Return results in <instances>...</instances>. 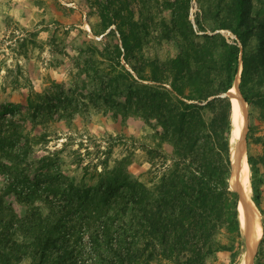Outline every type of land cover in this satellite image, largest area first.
Listing matches in <instances>:
<instances>
[{
  "label": "trees",
  "instance_id": "obj_1",
  "mask_svg": "<svg viewBox=\"0 0 264 264\" xmlns=\"http://www.w3.org/2000/svg\"><path fill=\"white\" fill-rule=\"evenodd\" d=\"M220 1L225 15L219 28H230L241 47L219 33L198 37L190 24L175 19L170 34L178 45L177 55L167 61L141 57V67L132 69L139 74L135 78L121 64V53L128 61L125 50L130 45L119 31L124 52L117 42L79 50L88 58L77 69L90 75L91 86L79 73L69 88L56 87L43 98L37 95L26 102L30 118L40 123L67 122L74 108L80 111L88 104L154 119L161 127L158 146L169 143L172 160L153 187L128 175L120 162L105 169L94 185L75 182L62 171L57 154L34 155L29 135L23 133L21 104L0 105L2 262L17 264L30 256L34 264H149L159 258L168 259L163 264H204L213 248V235L223 224L242 236L238 193L229 187L232 104L226 92L239 64V90L247 104L251 103L248 83H262L264 18L256 22L247 17L248 0ZM175 4L180 17L181 6ZM102 8L106 15L107 6ZM105 35L113 36V31ZM136 41L139 44L138 37ZM250 42L254 47L246 53ZM96 55L107 62V69L95 66ZM145 67L153 73L151 78L138 73ZM165 77L170 82L162 81ZM85 92L88 95L83 97ZM247 162L251 199L263 213L259 167L252 156H247ZM2 194L26 205L13 209ZM259 255L258 249L254 259Z\"/></svg>",
  "mask_w": 264,
  "mask_h": 264
},
{
  "label": "rangeland",
  "instance_id": "obj_2",
  "mask_svg": "<svg viewBox=\"0 0 264 264\" xmlns=\"http://www.w3.org/2000/svg\"><path fill=\"white\" fill-rule=\"evenodd\" d=\"M109 1L0 0V105L21 104L25 119L22 124L23 133L29 135L34 155L47 152L57 154L61 159L62 171L75 182L94 185L105 169L120 162L118 165L124 167L128 175L153 187L160 180V175L169 169L172 160L171 145L162 142L158 146L160 140L157 130L161 132V127L154 119L144 120L140 114L132 111L128 114L117 113L109 107L88 104L81 106L80 111L74 108V114L67 122L48 120L40 123L30 118L26 107L27 100L37 99V95L43 98L48 90L56 87L69 88L79 73L88 87L91 86L90 75L88 78L82 73L83 70L80 72L77 69V66L82 68L83 60L88 58L86 52L80 54L79 50L89 51L90 44L101 49L117 42L121 52H124L119 31L130 45L125 50L128 61L125 63L121 53V64L131 70L135 78L139 74L136 75L132 69L141 67V57L167 61L177 55L179 48L174 34H170L171 29L173 30L172 21L175 19L184 25L190 24L198 37L202 34L219 33L229 43L236 40L239 47L241 45L230 28H219L225 15L220 0ZM176 1L181 6L180 17L176 16L174 10ZM103 6H107L104 9L106 15ZM245 13L256 22L263 19L264 0H248ZM110 29L113 36H103ZM250 44L246 53L250 52V47H254L253 42ZM96 57L95 66L107 69V62H103L100 55ZM260 65L258 64L257 69L262 70ZM239 69L241 71L240 64ZM138 73L144 75V78H151L153 75L148 67ZM262 73V83L252 86L253 83L249 82L246 86V94L251 102L247 104L246 154L252 156L259 167V202L263 209V213H260L262 231L253 253L252 264H264V101H261V96L264 95L263 70ZM167 79L165 77L162 81L170 82ZM85 95H88L87 92L83 97ZM79 101L86 102L83 98ZM232 130L229 137L230 150ZM146 150L153 152L147 154ZM1 185L2 178L0 187ZM249 186L251 196L250 171ZM229 187L233 190L230 183ZM2 195L4 202L13 209L18 210L26 205L18 202L16 197L12 199L6 194ZM213 241L212 251L206 256L204 264H240L242 258L244 259V235L242 233L239 236L229 230L226 223L216 230ZM258 249L260 255L255 260L254 254ZM167 260L154 259L149 264H163ZM34 261L30 256H25L17 264H34ZM0 264L7 263L0 260Z\"/></svg>",
  "mask_w": 264,
  "mask_h": 264
},
{
  "label": "bare ground",
  "instance_id": "obj_3",
  "mask_svg": "<svg viewBox=\"0 0 264 264\" xmlns=\"http://www.w3.org/2000/svg\"><path fill=\"white\" fill-rule=\"evenodd\" d=\"M240 69L226 92L232 104V146L230 150V186L238 193V220L245 239V256L240 264H252L257 240L261 235L260 212L249 194V165L246 154L247 102L239 90ZM231 136V135H230ZM243 254V255H244Z\"/></svg>",
  "mask_w": 264,
  "mask_h": 264
},
{
  "label": "water",
  "instance_id": "obj_4",
  "mask_svg": "<svg viewBox=\"0 0 264 264\" xmlns=\"http://www.w3.org/2000/svg\"><path fill=\"white\" fill-rule=\"evenodd\" d=\"M234 81V80H233ZM254 256H255V254H254Z\"/></svg>",
  "mask_w": 264,
  "mask_h": 264
}]
</instances>
